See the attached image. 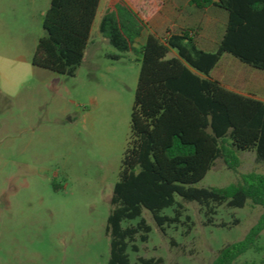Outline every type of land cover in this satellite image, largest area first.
<instances>
[{
    "label": "rangeland",
    "instance_id": "1",
    "mask_svg": "<svg viewBox=\"0 0 264 264\" xmlns=\"http://www.w3.org/2000/svg\"><path fill=\"white\" fill-rule=\"evenodd\" d=\"M109 1L102 0L95 21L92 59L70 77L33 65L51 0H0V264H109L110 202L131 134L141 71L134 53L121 61L109 58L119 53L100 32ZM133 1L157 27L156 0ZM238 157V170L219 160L193 186L225 188L244 174H264V162L254 152ZM183 204L182 223L166 234L144 210L153 230L148 242L138 238L139 253L129 252L133 264L139 257L210 264L225 245L243 240L264 211L251 201L243 208L222 206L215 225H206L198 203ZM175 209L163 214L174 216ZM239 261L264 264V232Z\"/></svg>",
    "mask_w": 264,
    "mask_h": 264
},
{
    "label": "trees",
    "instance_id": "2",
    "mask_svg": "<svg viewBox=\"0 0 264 264\" xmlns=\"http://www.w3.org/2000/svg\"><path fill=\"white\" fill-rule=\"evenodd\" d=\"M101 3L51 0L33 65L76 76ZM191 4L198 8L216 4L230 12L228 31L217 52L201 50L189 32L170 33L166 39L150 34L137 47L150 22L129 0H110L100 23L101 34L119 52L109 58L121 61L124 54L134 53L141 63L131 134L110 202L109 264H133L129 252H140L138 238L149 241L153 228L143 217L144 210L166 234L167 228L182 223L183 203H198L206 225H215L222 206L243 208L251 201L264 209L261 173L244 174L239 183L225 188L193 186L219 160L238 170L239 152H254L264 162V102L232 92L211 78L225 53L264 70V23L256 21L259 13L264 17V0H191ZM173 52L176 56L171 57ZM171 207H176L174 216L163 214ZM138 219L136 225L131 223ZM263 232L264 211L243 240L225 245L210 264H254L239 259L256 248ZM135 264H164V259L139 257Z\"/></svg>",
    "mask_w": 264,
    "mask_h": 264
},
{
    "label": "crops",
    "instance_id": "3",
    "mask_svg": "<svg viewBox=\"0 0 264 264\" xmlns=\"http://www.w3.org/2000/svg\"><path fill=\"white\" fill-rule=\"evenodd\" d=\"M129 1L150 22L149 30L143 34L137 47L144 45L150 34L166 39L170 33L189 32L201 50L215 53L223 43L228 31L230 12L216 4L198 8L191 4V0H156L157 27H153L151 19L145 16L138 4L133 0ZM213 1L214 3L218 2V0ZM256 21L264 23L263 15L259 13ZM103 41L109 42L105 37H103ZM96 44L97 40H92L91 36L83 65L92 59ZM90 46H93L91 51ZM217 71L218 77L216 76ZM211 78L232 92L264 102V70L245 64L232 54L225 53L222 56L219 64L211 73Z\"/></svg>",
    "mask_w": 264,
    "mask_h": 264
}]
</instances>
